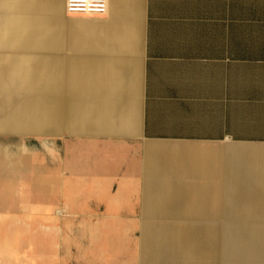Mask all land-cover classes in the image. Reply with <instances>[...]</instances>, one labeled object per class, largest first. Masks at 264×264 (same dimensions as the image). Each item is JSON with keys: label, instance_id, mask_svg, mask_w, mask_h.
Instances as JSON below:
<instances>
[{"label": "crops", "instance_id": "0c3cea01", "mask_svg": "<svg viewBox=\"0 0 264 264\" xmlns=\"http://www.w3.org/2000/svg\"><path fill=\"white\" fill-rule=\"evenodd\" d=\"M41 131L0 158V264H228L264 230V0H0V134Z\"/></svg>", "mask_w": 264, "mask_h": 264}, {"label": "rangeland", "instance_id": "374dc122", "mask_svg": "<svg viewBox=\"0 0 264 264\" xmlns=\"http://www.w3.org/2000/svg\"><path fill=\"white\" fill-rule=\"evenodd\" d=\"M41 55L43 54V50L40 51ZM43 58L42 56H39ZM62 132V129H60ZM66 133L61 134H55V135H46V133H43V131L39 132L37 135L34 134H16V133H10V134H0V158H12L17 159L18 157L29 154L32 152L33 149L39 148L41 149V146L50 147L52 144L57 143L59 137H66ZM68 136V135H67ZM74 137L71 141L72 144L76 147L73 152V155H70L72 158H79L80 153L83 151V149H80L85 143L84 141L80 140L78 135L71 136ZM77 137V138H76ZM84 138H87V136H84ZM89 156V154L86 156V160L81 161V163L86 164V161L88 163H91L93 159ZM78 160V159H77ZM76 160V161H77ZM14 167V166H13ZM12 167V168H13ZM84 166L76 167V169H83ZM100 167L97 166V172ZM110 168V166H109ZM106 171L107 168L105 169ZM79 171H77L78 174ZM76 173V172H75ZM83 173V171H81ZM99 173V172H98ZM81 184H83V180L81 177ZM85 185L87 182H84ZM79 188V187H78ZM76 188V189H78ZM82 187H80L78 190H80ZM138 220L140 218V214H136ZM227 229H220V257L221 259H231V261L228 264L236 262L237 259H235L236 251L243 248L241 244L237 243H230L229 240L225 238V232ZM228 230H235L236 229H228ZM253 231L249 238L245 241V246L249 247L248 251V259L251 261V264H264V257H262V251L261 248L264 247V230H251ZM138 235L139 230L135 231V238L138 241ZM229 239V236H228ZM138 249V248H137ZM249 260H247V264H249Z\"/></svg>", "mask_w": 264, "mask_h": 264}, {"label": "built area", "instance_id": "2783aa9c", "mask_svg": "<svg viewBox=\"0 0 264 264\" xmlns=\"http://www.w3.org/2000/svg\"><path fill=\"white\" fill-rule=\"evenodd\" d=\"M108 10V0H64V12L67 16L104 15Z\"/></svg>", "mask_w": 264, "mask_h": 264}, {"label": "bare ground", "instance_id": "6f19581e", "mask_svg": "<svg viewBox=\"0 0 264 264\" xmlns=\"http://www.w3.org/2000/svg\"><path fill=\"white\" fill-rule=\"evenodd\" d=\"M253 231L251 230H244V229H236L235 230H226L225 232V238L227 240H229L230 243H237V244H241L243 246V248H241L240 250L236 251V255H235V259L236 262L231 263V264H247V260L248 259V251H249V247L245 246L246 244L245 241L249 238V235L252 233ZM229 236V239H228ZM262 251V257H264V247L261 248Z\"/></svg>", "mask_w": 264, "mask_h": 264}]
</instances>
